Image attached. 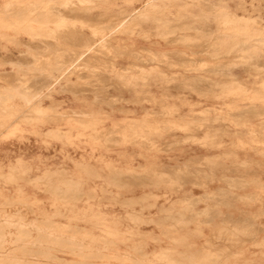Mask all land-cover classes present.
I'll list each match as a JSON object with an SVG mask.
<instances>
[{"label": "rangeland", "instance_id": "1", "mask_svg": "<svg viewBox=\"0 0 264 264\" xmlns=\"http://www.w3.org/2000/svg\"><path fill=\"white\" fill-rule=\"evenodd\" d=\"M36 1L50 12L28 10L35 9V3L19 12L27 19L0 11V35L8 34L0 36V116L11 121L9 106L18 111L43 106L48 114L38 118L40 122L22 124L17 134L5 133L8 123L0 128V173L14 180L5 184L0 177V264H264L263 47L249 61L230 60L244 58L254 48L238 49L237 44L251 41L245 34L263 32L264 0H179L194 13L183 20L191 25L189 30L178 29L165 40L154 35V29L158 19L170 16L153 14L142 19L139 28L149 32L148 39L143 33H116L110 53L91 62L101 70L115 66L122 73L135 72L137 85L129 86L106 71L100 72L99 81L71 75L37 100L31 92H37L38 85L28 84L42 82L53 49L39 52L16 44L9 35L21 32L27 41L17 26L36 25L29 15L36 14V20L54 15L57 0ZM107 1L113 10L70 13L73 20L68 24H78L81 14L85 24L95 27L86 18H107L146 0ZM253 18L256 30L242 32L245 37L230 29ZM86 26L82 30L87 38L97 33ZM185 33L192 37L189 43L182 37ZM130 38L134 46L127 44ZM225 43L232 45L223 49ZM146 49L174 55L175 62L170 67L160 63L156 72L141 76L132 64L153 66L138 62L140 56L148 57ZM213 49L214 56L209 53ZM42 54L48 55L45 62H6ZM16 81L23 85L22 93ZM51 128L61 131L59 139L48 137ZM20 157L26 158V171L19 168ZM250 207L256 210L250 213ZM113 229L120 233H109Z\"/></svg>", "mask_w": 264, "mask_h": 264}, {"label": "bare ground", "instance_id": "2", "mask_svg": "<svg viewBox=\"0 0 264 264\" xmlns=\"http://www.w3.org/2000/svg\"><path fill=\"white\" fill-rule=\"evenodd\" d=\"M44 2L43 0H40V2ZM47 1V0H46ZM45 1V2H46ZM56 1V0H55ZM129 2H132V0H127ZM37 1L35 0H0V11H3V10H9L11 12H15L14 14L18 15L20 14L19 12H22V8L24 7L23 5H29V4H33L35 3L34 5L36 6L35 9H29L28 10H37V12H50L49 10L50 9H44L43 7H46L47 6H43L42 3H36ZM44 2V3H45ZM180 1L179 0H146L140 7H137V8H133L131 10H120L118 12H112L110 15H108L107 18H100L98 20H95V19H91V18H86L88 19L89 21L91 22H94V25L95 27L93 26H89L87 24H85V20H82L84 19L83 17H81V14H80V17L77 18V22L78 24L74 23H71L68 24V20H73V19H69L68 18V14L70 13H90V14H94V13H97V12H100L101 10H103L104 8L109 12L110 10H113V3H111L110 1H103V0H57L56 2H54V4H57V8H52V12H54V15L51 17V18H46V20L44 19H39L41 17H38V19H34L35 15L34 16H31L29 15L30 17H33V19L31 20H34L33 23H36V25H25V26H22V25H19L17 26L16 28H18L17 30H23V32L25 34H27V36L29 37L27 41L23 40V38H21L22 36L19 35V33L21 32H16L15 34H9V35H14L13 38L15 39V43L16 44H23V45H26L28 47H31L39 52L41 51H44L46 49H49L48 47L52 48L53 51L51 52V55L50 58H49V61L51 62V67H50V70L48 73L46 74H42V82L41 83H37V80L35 81V83L32 84V82L30 83L27 78L25 79H19V83H20V80H23L25 83H28V85H32V86H35V85H38L36 87L37 89V92H35V96L33 94V91L31 92L32 95H33V98L37 96L36 100L39 99L40 97L46 95V94H50L54 88H55V85L61 81V80H67L71 75H76L77 78H83L85 80V77H89V78H93L94 80H98L99 81V78H98V75L100 74V72H103V71H106L108 73H112L111 76H117L119 77L122 81L126 82V84H128L129 86L132 85V86H135L137 85L139 82V80H137V75L135 74V72H125L122 73V72H119L115 66H110L108 68H105V69H100L96 66H93L91 64V62L93 60H96V59H99L98 56H100L101 54H104L105 52L106 53H110L111 51V48L113 47V35L116 34V33H127L129 34L130 36H133L134 34L136 35H140L141 33H143L144 37L145 38H149L150 35L149 32L147 34V32L143 29H141L139 31V28H141V20L142 19H148L149 16L153 15V14H163L165 16H170L168 18H165L163 20H160L158 19V24H156L155 26V34L154 35H157V36H160L162 37L163 39L165 40H168V38H173L175 35H176V32L178 29H181V30H189L191 28V25L187 24L186 22L184 23L183 20L186 16H193V11L188 8V7H182L180 6L182 3H179ZM183 2V1H181ZM52 3V2H50ZM39 4V5H38ZM49 4V3H48ZM47 4V5H48ZM127 4V3H126ZM187 6L188 5H193V4H187L185 3ZM33 5V6H34ZM43 7H42V6ZM53 6V4H51ZM49 4L48 7L51 6ZM131 5V4H130ZM207 5V4H206ZM56 6V5H55ZM179 6V8H177ZM194 6V5H193ZM13 7H15L16 9L14 10H11ZM29 7V6H28ZM196 7V6H195ZM198 7V6H197ZM25 8V7H24ZM32 8V7H31ZM27 9V8H26ZM28 10H24V11H28ZM18 12V13H17ZM34 12V11H33ZM33 12H28V14H33ZM202 12V11H200ZM1 13V12H0ZM41 13V14H42ZM12 14V13H11ZM22 14V13H21ZM20 14V15H21ZM25 14V12H23V15ZM26 14V16L28 15ZM38 14V13H37ZM41 14L38 16H41ZM49 15H52L51 13H47ZM20 15H18L19 17H21ZM5 16V15H4ZM44 16V15H43ZM42 16V18H43ZM16 17V16H15ZM24 17V18H23ZM21 17L23 19H27L25 18V15ZM28 17V18H30ZM12 18V17H11ZM10 18V19H11ZM14 18V17H13ZM36 18V17H35ZM15 19V18H14ZM21 20V21H24V20ZM16 20H17V17H16ZM18 20V21H20ZM94 20V21H93ZM227 20V18L225 19ZM257 19L253 18L252 20H249L247 21L246 24H242L241 22L239 24H231L230 25V29L232 31H236L237 33H239L237 36L239 37H245L247 36L249 38V43H244L243 45H238L240 43H236L237 44V47L238 49H241L244 47H246L247 45H252V47L254 46L253 49L251 50H248L246 53L245 51L242 52V54L244 55H248V56H245L244 58H238V57H231L230 60L233 61V62H238V61H249V59H253L252 57L254 55H256L259 51L257 48L259 47H263V49H261V51L264 50V41H262L261 39H264V29H262L263 32H259L257 34H254L252 35L251 37H253L252 39H250V35H247L245 34V36L242 34V32H252L253 31V28L254 30H256L255 26L253 24H256V21ZM10 20H8L9 22ZM13 21V20H12ZM26 22V21H25ZM28 22V21H27ZM72 22V21H71ZM76 22V21H75ZM178 22H181L180 24H178ZM82 23V24H81ZM10 24V23H9ZM250 24V25H249ZM84 25L88 28H91L94 30H97L96 32L97 33H94L93 35H91L90 38H87V34H85L83 32V27ZM234 25V26H233ZM253 25V26H252ZM253 27V28H252ZM2 28V27H1ZM4 29L7 28L9 30H12L11 28H13V26H9V27H3ZM105 29L109 30L107 33H104ZM15 30H13L14 32ZM90 31V30H89ZM92 32V30H91ZM180 32V31H179ZM178 32V33H179ZM182 32V31H181ZM184 32V31H183ZM151 33V32H150ZM188 33V32H187ZM187 33H185L182 37L185 38L186 41H192V37L190 36V34L186 35ZM90 34V33H89ZM182 34V33H181ZM2 35V34H1ZM0 35V36H1ZM77 35H80V36H83L80 40H77L75 39V37ZM8 34L7 33H4L1 37H7ZM85 36V37H84ZM195 36V35H194ZM193 38H196L194 37ZM79 37V36H78ZM0 38V39H2ZM161 38V39H162ZM178 38V37H177ZM180 38V37H179ZM198 38V37H197ZM5 39V38H4ZM176 39V38H175ZM77 40V41H76ZM195 40V39H194ZM203 40V39H202ZM177 41V39H176ZM181 40H179L180 42ZM183 42V41H182ZM185 42V41H184ZM175 43V42H174ZM187 43V44H188ZM127 44L129 46H134V43H133V40L130 38V42ZM182 44V43H181ZM206 44V43H205ZM232 45V43H225L223 44L222 48L223 49H226L227 47H224V46H230ZM25 46V48H26ZM117 46H121V47H126L127 45H119L117 43ZM28 47L26 49H28ZM248 49V48H247ZM30 51V50H29ZM47 51V50H46ZM146 51L147 53V58H143V57H139L140 58V61L138 62H150L152 63V67L148 68V69H145V68H141L139 66L136 65V63L132 64V67H135V69H138L137 72H139V74L142 76L144 74V72H149V74H151L152 72H156V67L158 64L160 63H163V64H170L169 67L171 66V64L175 61H173V56H169L168 54L166 53H159V52H156L155 50L153 49H146L144 50ZM233 50H231L232 52ZM221 52V51H220ZM138 53V52H137ZM209 53H211V55H213L212 53H216L215 49H213L212 51H210ZM218 53V51H217ZM183 54V53H182ZM204 54V53H203ZM110 55V54H109ZM181 55V54H180ZM179 55V56H180ZM210 54H208L209 56ZM210 55V56H211ZM45 56H48L47 54H42L40 57L39 55H37L36 57H32L31 59H29L28 61L25 60V61H22V60H19V61H13L12 59L10 58H7L6 59V62L7 63H11V64H24V65H28V64H32L33 62H36V61H43L45 62V59L43 57ZM135 56V55H134ZM137 56V55H136ZM214 56V55H213ZM113 57V56H112ZM132 57V56H131ZM230 57V56H229ZM105 58V57H104ZM138 58V57H137ZM175 58V57H174ZM182 59V57H180ZM180 58H178V60H180ZM211 58V57H210ZM103 59V58H102ZM184 61V60H183ZM191 63V61H189ZM188 62V63H189ZM194 62V61H192ZM132 63V62H131ZM180 63V62H179ZM183 63V62H182ZM180 63V64H182ZM189 63V64H190ZM147 64V63H146ZM145 64V65H146ZM179 64V65H180ZM192 64V63H191ZM190 64V65H191ZM176 65V64H175ZM184 65V64H183ZM174 65H172L173 67ZM185 66V65H184ZM183 66V67H184ZM189 66V65H187ZM131 67V68H132ZM190 67V66H189ZM2 68V67H1ZM102 68V67H101ZM130 68V67H129ZM186 68V67H185ZM16 69V68H15ZM126 69H128L126 67ZM85 71V72H84ZM122 71V70H121ZM129 71V70H128ZM190 71V70H188ZM82 73H86L85 75H82ZM15 74V73H14ZM107 74V73H105ZM100 76V75H99ZM104 76V75H103ZM102 76V77H103ZM109 76V74H108ZM139 76V75H138ZM116 77V78H117ZM40 78V76H39ZM81 78V79H82ZM101 78V76H100ZM105 78V77H104ZM11 79V78H10ZM41 79V78H40ZM82 79V80H83ZM118 79V78H117ZM63 80V81H64ZM80 80V79H79ZM106 80L103 79V81ZM109 80V79H108ZM111 80H115V79H111ZM119 80V81H121ZM87 81V82H86ZM86 84L88 83V80H86ZM92 81V80H91ZM102 81V80H101ZM100 81V82H101ZM117 81V80H116ZM15 82V81H14ZM14 82H11L13 83V85L11 84V86H14ZM106 82H108L106 80ZM111 82V81H110ZM17 83V81H16ZM22 83V81H21ZM99 83V82H98ZM104 83V82H103ZM102 83V84H103ZM118 83V82H117ZM120 83V82H119ZM227 83V82H226ZM18 84V83H17ZM92 84V83H90ZM107 84V83H105ZM124 84V83H123ZM147 84V82H146ZM16 85V84H15ZM22 85V84H21ZM140 85V84H139ZM17 86V85H16ZM66 86V85H65ZM123 86V85H122ZM144 86V85H143ZM18 87H19V92H21L22 90H24L22 87L20 88L19 84H18ZM18 87L16 89H18ZM29 87V86H28ZM27 87V89H28ZM124 87V86H123ZM24 88H25V85H24ZM33 88V87H32ZM58 88V87H57ZM15 89V87H14ZM15 89V90H16ZM26 89V92L29 90ZM65 89V88H63ZM11 90V89H10ZM9 90V91H10ZM34 90V88L32 89ZM99 90V89H97ZM97 90H94L93 92H98ZM231 90V89H230ZM18 91V90H17ZM30 91V90H29ZM100 91V90H99ZM12 92V91H11ZM59 92V91H57ZM230 92V91H229ZM15 93V92H14ZM22 93V92H21ZM30 93V92H29ZM30 93V94H31ZM62 93V92H60ZM17 94V92H16ZM19 95H21L20 93H18ZM17 94V95H18ZM24 94V93H23ZM29 94V95H30ZM24 96V95H23ZM31 96V95H30ZM21 97V96H20ZM19 97V99H20ZM27 97V93H26V96H24V98ZM32 97V96H31ZM31 97H29L31 99ZM23 98H21L22 100ZM35 99V98H34ZM17 100V99H16ZM32 100V99H31ZM43 100V99H42ZM13 101V100H12ZM24 102L26 100H23ZM34 101V100H33ZM32 102V101H31ZM31 102H26V105L31 103ZM15 103V102H14ZM19 103V102H18ZM49 103V102H48ZM45 104V103H44ZM23 105V104H22ZM25 105V104H24ZM23 105V106H24ZM25 105V106H26ZM1 108V106H0ZM9 108L12 110L11 112V121L10 122H7V118L6 117H3V115H1L3 117L2 120L6 121H1L0 123V128H2V126H4L5 123H8L6 124V126L4 127L5 129V133H10V134H17L20 132V126L22 124H26V123H31L32 121L34 120H41L42 117L48 115L46 114L47 111H45V107L43 106H38V107H31V106H28V107H25L24 109L22 110H17L14 108V106H9ZM2 113H4V111H2ZM50 113V112H49ZM78 113V112H76ZM6 114V113H5ZM51 114V113H50ZM70 114V113H68ZM87 114V113H85ZM101 115V114H100ZM0 116V117H1ZM51 116V115H50ZM92 116V115H91ZM48 117V116H47ZM54 117V116H53ZM6 118V119H5ZM38 118H41V119H38ZM49 118V117H48ZM69 118V117H68ZM71 118V116H70ZM69 118V119H70ZM75 117H73L74 119ZM79 118V117H77ZM86 118V117H84ZM43 119H46L45 117ZM59 119V118H58ZM72 119V118H71ZM69 120L71 122H73V120ZM60 120V119H59ZM80 120V119H78ZM67 121V120H66ZM95 121V120H94ZM2 122L4 124H2ZM40 122V121H39ZM51 122V121H50ZM78 123V121H76ZM74 122V123H76ZM52 123V122H51ZM69 123V122H68ZM81 123V122H79ZM78 123V124H79ZM2 124V125H1ZM77 124V125H78ZM82 125V124H81ZM52 126V125H51ZM261 126V125H260ZM25 127V126H24ZM258 129V128H257ZM2 131V130H1ZM91 131V130H90ZM252 131V130H251ZM258 131V130H257ZM69 133V132H67ZM255 134V131L253 132ZM258 133V132H257ZM61 131L58 129V128H51L47 131V135L49 138L53 137L54 139H59L61 137ZM261 134V133H260ZM74 135V134H73ZM64 136V135H63ZM191 136V135H190ZM191 138V137H190ZM193 138V137H192ZM90 139V138H88ZM197 139V138H195ZM194 141V140H192ZM197 141V140H195ZM24 159H26L25 157H23ZM22 157L18 158L17 159V163L19 165V168L21 167L22 169H24L25 171L27 170V168H24L23 165H24V159ZM28 160V158H27ZM28 162V161H26ZM33 162V161H32ZM26 164V163H25ZM89 167V166H88ZM58 170V169H57ZM16 171V170H15ZM29 171V170H28ZM57 172V171H56ZM0 177L3 181V183L5 184H9L10 182H13V177L12 176H9V175H4L3 173H0ZM75 180V179H74ZM1 181V182H2ZM76 181V180H75ZM22 183V182H21ZM71 183V182H70ZM76 183V182H75ZM55 185V184H53ZM65 185V184H64ZM74 185V184H73ZM79 184H75V187L77 188ZM17 186V185H16ZM79 187V186H78ZM55 190V189H53ZM77 190V189H76ZM33 191V190H32ZM83 191V190H82ZM11 192V191H10ZM49 194V193H48ZM61 195V194H60ZM88 201V200H87ZM86 201V202H87ZM34 218V217H33ZM10 218H8L9 220ZM13 219V218H12ZM17 219V218H16ZM95 219V218H94ZM120 220V219H119ZM8 222V221H7ZM9 223V222H8ZM13 223V222H12ZM10 225V224H9ZM63 226V225H62ZM102 227V226H101ZM104 227V226H103ZM65 228V227H64ZM3 229V228H2ZM38 229V227H37ZM109 230V228H106ZM22 230H23V227H22ZM107 230V231H108ZM114 230V229H113ZM20 231V230H19ZM22 232V231H21ZM25 232V231H24ZM28 232V231H27ZM18 233V232H17ZM26 233V232H25ZM24 233V235H26ZM63 233V232H62ZM109 233H112V234H119L120 232L117 231V230H114V231H109ZM23 234V233H22ZM106 234V232H105ZM105 234L103 233V235L105 236ZM122 234V233H121ZM125 234V233H124ZM21 235V233L19 234ZM23 235V237H24ZM18 236V235H17ZM22 236V235H21ZM20 236V237H21ZM83 236V235H82ZM103 236V237H104ZM117 236H120V235H117ZM70 237V236H69ZM72 237V236H71ZM89 237V236H88ZM107 237V236H106ZM114 237V236H113ZM52 238V237H51ZM62 238V237H61ZM75 238V237H73ZM72 238V239H73ZM71 239V238H70ZM192 239V238H191ZM238 239V238H237ZM61 240V239H60ZM132 240V239H131ZM20 241V240H19ZM64 241V240H63ZM32 242V241H31ZM102 242V241H101ZM126 242V241H125ZM35 243V241H34ZM72 243V242H71ZM86 243V242H85ZM37 244V243H36ZM40 244V243H39ZM75 244V243H74ZM59 245V244H58ZM65 245V244H64ZM101 244H99L100 246ZM28 246V245H27ZM80 246V245H79ZM36 247V246H35ZM59 247V246H58ZM66 247V246H65ZM64 247V248H65ZM206 247V246H205ZM18 249V248H17ZM67 249V248H65ZM92 249V248H91ZM109 250V249H108ZM33 251V250H32ZM62 251V250H61ZM158 251V250H157ZM231 251V250H230ZM37 253V252H36ZM107 253V252H106ZM202 253V252H201ZM28 254V253H26ZM75 254V253H74ZM90 254V253H89ZM100 254V253H99ZM110 254V253H109ZM21 255V253H20ZM49 255V253H48ZM76 255V254H75ZM5 256V255H4ZM165 256V255H164ZM21 257V256H20ZM33 259V258H32ZM26 260V259H25ZM24 260V261H25ZM2 261V260H1ZM0 261V262H1ZM65 261V260H64ZM102 262V261H101ZM113 262V261H112ZM128 262V261H127ZM3 263V262H2ZM156 263V262H155ZM8 264V263H7ZM27 264V263H26ZM66 264V263H65ZM94 264V263H93ZM161 264V262H160ZM170 264H174V263H170Z\"/></svg>", "mask_w": 264, "mask_h": 264}, {"label": "crops", "instance_id": "3", "mask_svg": "<svg viewBox=\"0 0 264 264\" xmlns=\"http://www.w3.org/2000/svg\"><path fill=\"white\" fill-rule=\"evenodd\" d=\"M264 182V179L262 180ZM250 191H246L245 193H249ZM248 212H253L256 210V207H250V208H247Z\"/></svg>", "mask_w": 264, "mask_h": 264}]
</instances>
